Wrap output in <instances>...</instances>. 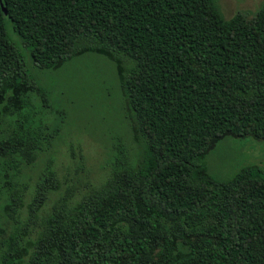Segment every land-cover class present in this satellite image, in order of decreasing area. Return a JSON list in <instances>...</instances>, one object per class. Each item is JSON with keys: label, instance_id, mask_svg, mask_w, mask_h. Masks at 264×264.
<instances>
[{"label": "trees", "instance_id": "obj_1", "mask_svg": "<svg viewBox=\"0 0 264 264\" xmlns=\"http://www.w3.org/2000/svg\"><path fill=\"white\" fill-rule=\"evenodd\" d=\"M87 52L121 66L145 160L72 209L67 191L36 225L58 185L48 166L0 264H264V168L218 180L206 165L227 137L264 141V6L226 18L215 0H0V124L16 117L0 127V188L60 130L24 111L31 93L50 97L27 58L51 71Z\"/></svg>", "mask_w": 264, "mask_h": 264}, {"label": "rangeland", "instance_id": "obj_2", "mask_svg": "<svg viewBox=\"0 0 264 264\" xmlns=\"http://www.w3.org/2000/svg\"><path fill=\"white\" fill-rule=\"evenodd\" d=\"M215 1L226 18L238 11L251 18L264 6V0ZM27 61L29 73L50 97L49 105H44L38 94L31 93V102L24 111L29 108L35 125L58 123L60 130L33 164L21 166L2 182L0 247L11 242L13 234L22 232L36 184L48 166L55 172L58 185L50 190L38 212L36 225L51 213L67 191L71 193L72 209L91 188L103 185L122 163L135 166L144 162L146 156L121 90V66L115 60L87 52L51 71L36 68L29 57ZM121 65L125 67L127 63ZM15 118L5 115L1 129L11 131ZM253 163L264 168V141L253 137H227L206 157L209 173L218 180L230 179L241 167ZM13 192L20 197L15 211L10 198ZM21 238L24 243L32 241L27 232ZM22 264H29L28 257Z\"/></svg>", "mask_w": 264, "mask_h": 264}, {"label": "water", "instance_id": "obj_3", "mask_svg": "<svg viewBox=\"0 0 264 264\" xmlns=\"http://www.w3.org/2000/svg\"><path fill=\"white\" fill-rule=\"evenodd\" d=\"M4 11H7L6 7H3Z\"/></svg>", "mask_w": 264, "mask_h": 264}]
</instances>
